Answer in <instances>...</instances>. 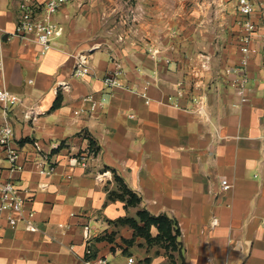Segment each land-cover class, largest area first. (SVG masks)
Masks as SVG:
<instances>
[{
    "label": "crops",
    "instance_id": "0c3cea01",
    "mask_svg": "<svg viewBox=\"0 0 264 264\" xmlns=\"http://www.w3.org/2000/svg\"><path fill=\"white\" fill-rule=\"evenodd\" d=\"M21 1L0 0V87L22 100L10 120L24 168L2 161L0 174L15 179L37 229L0 219V264H85L88 246L109 264H171V253L181 264L175 251L122 221L143 224V209L178 221L184 264H264V37L253 42L250 81L239 91L221 73L238 61L239 45L232 61L210 70L156 62L147 50L160 47L170 56L164 40L149 41L156 35L142 30L139 43L132 36L121 42L104 26L103 0H68L55 15L64 32L42 53L38 43L13 35ZM262 1L255 15L261 32ZM80 51L92 52L94 74L72 75ZM117 60L124 83L144 89L150 81L148 98L105 85ZM181 79L207 96L203 112L168 99ZM58 95L61 104L53 107ZM40 157L56 170L41 172ZM115 176L141 198L138 204L110 195L121 192ZM151 233L158 234L155 225Z\"/></svg>",
    "mask_w": 264,
    "mask_h": 264
},
{
    "label": "built area",
    "instance_id": "2783aa9c",
    "mask_svg": "<svg viewBox=\"0 0 264 264\" xmlns=\"http://www.w3.org/2000/svg\"><path fill=\"white\" fill-rule=\"evenodd\" d=\"M67 2L68 0H45L43 3L39 4L33 0H22L19 5V13L13 35L23 40H32L38 43L42 48L41 52L45 53L53 47V38L64 32V25L55 18V15ZM261 3L262 9L259 17L264 23V0ZM257 4L258 0H237V9L240 14L238 20L239 32L237 36L240 56L236 63L226 66L221 71L222 76L228 79L229 85L239 91H245L248 88V83L250 81L249 66L253 55L258 51V48L253 42L258 37H264V31L261 32L260 24L255 18V15L259 12ZM2 32H4V28L0 24V33ZM148 52H150L152 58L160 59V61H165L169 64L172 62L170 56L163 55L161 48L156 47L148 49ZM210 59V56L204 55V58H201V62L204 61L200 64L201 68L210 70ZM91 60V51L78 52L75 55L72 75L83 77L87 74H94ZM3 65L4 61L0 56L1 70ZM124 72V65L121 61L117 60L115 67L103 76L105 85L109 88L117 87L133 90L148 98L147 88L150 81H146L147 83L144 89L132 87L122 80ZM196 75L199 76L198 70L196 71ZM60 85H64V82H61ZM194 88L192 84L181 79L176 84L175 93L169 95L168 99L177 106L203 112L206 106L207 96L203 93H195ZM88 98L93 101L94 106L100 104L98 101L94 100L93 95H90ZM182 98H189V100L197 104L196 107L189 108L187 106H182L180 103ZM247 100V97H242L243 102ZM21 101L20 96L9 90L6 85L0 87V107L2 114L0 119V162L7 161L12 170H22L24 168V165L20 162L21 151L15 142V130L10 120L11 111L17 107ZM31 111L34 116L37 115V113L39 114L35 108H31ZM36 164L43 173L50 174L56 170V167L49 163L45 157L37 159ZM222 187L224 189H229L231 183L227 179H224L222 180ZM25 202L26 197L18 187L15 179L13 177H4L0 174V219L5 218L8 224L13 227L17 226L20 222H25L27 229L36 230L37 226L33 221L35 211H26ZM129 261L132 262L133 257H130ZM84 263L109 264V261L106 257H94L92 255V248L88 246Z\"/></svg>",
    "mask_w": 264,
    "mask_h": 264
},
{
    "label": "rangeland",
    "instance_id": "374dc122",
    "mask_svg": "<svg viewBox=\"0 0 264 264\" xmlns=\"http://www.w3.org/2000/svg\"><path fill=\"white\" fill-rule=\"evenodd\" d=\"M99 8L104 26L121 42L132 36L139 43L149 31L156 35L149 41L164 40L172 61L202 64L207 55L209 64H226L237 54V0H103Z\"/></svg>",
    "mask_w": 264,
    "mask_h": 264
},
{
    "label": "trees",
    "instance_id": "16d2710c",
    "mask_svg": "<svg viewBox=\"0 0 264 264\" xmlns=\"http://www.w3.org/2000/svg\"><path fill=\"white\" fill-rule=\"evenodd\" d=\"M61 104V96L58 95L53 107H57ZM119 183L121 192H111L112 195H116L120 199L126 200L130 205H136L141 201V198L133 192L127 184L120 178L115 176ZM138 216L143 224H139L137 219L134 218H123L122 221L130 222L135 228L136 234L143 235L148 242L162 243L167 250L175 251L179 250V257L182 260L181 264H184L183 246L179 240L181 234L178 221L175 218L170 217L167 214L155 215L146 209L139 210ZM155 225L158 228V234L153 236L151 233V227ZM171 264H177L174 259V254H170Z\"/></svg>",
    "mask_w": 264,
    "mask_h": 264
}]
</instances>
